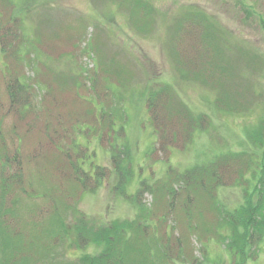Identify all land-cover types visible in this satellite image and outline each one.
<instances>
[{
	"label": "rangeland",
	"instance_id": "1",
	"mask_svg": "<svg viewBox=\"0 0 264 264\" xmlns=\"http://www.w3.org/2000/svg\"><path fill=\"white\" fill-rule=\"evenodd\" d=\"M0 2L4 3V7H0V19L3 18L4 29L0 32L9 29L16 34L14 40L19 39L14 42L10 36L2 38L5 49L8 53L22 46L19 54L23 56L16 66L17 69L11 67L15 58L6 55L11 64L7 65L1 50L3 46H0V99L2 113L5 115L4 129L9 137L14 135L16 138V132L21 136L30 133L26 126L19 129L15 127L17 122L14 114L6 113L9 104L2 75L10 69L21 71L20 77L18 76L20 83L33 81L40 89L46 85L47 78L54 86L60 87L59 91L63 92L59 96L64 99L79 100L74 92L75 87L79 86L83 97L80 100H90L94 115L99 116L103 112L101 103L93 100L95 95L109 111L116 104L118 107L122 104L127 115L126 120H123L125 117L120 118L123 121H116L115 124L116 127L122 124L125 131V136H116L115 141L121 148L129 150V155H123L121 164H125L131 157V173L122 182L112 164L110 140H107L111 137L105 136L106 140L102 143L95 136V130L87 132V136L78 137L79 142L90 147V153L95 151L92 159H87V169L91 168L90 162L93 161L94 165L111 166L114 171L100 187L84 192L79 199L71 202L78 208L79 214L66 212L70 229L77 218H84L95 227L111 225L115 220L136 218L142 207L127 195L134 194L144 179L149 183L164 180L170 168L182 172L196 164L211 163L223 154L243 151L252 158L254 164L246 179L250 180L249 191L255 189V184L264 174V139L262 144L252 143L250 139L260 123L264 127V0H148V11L136 7L137 0ZM193 9L207 12L222 27L223 34L222 31L216 32L218 38L214 41V30L210 35V31H197L193 26L195 16L190 12ZM5 13H9L8 16ZM12 16L19 18L17 25L13 22L10 24ZM201 39L202 44H208L209 50L210 43L215 42L219 46L218 55L224 64V70L221 74H213L225 84L223 89H226L227 104L232 107L230 111L225 110L226 107L221 110L216 104L219 88H211L200 79H185L178 70L174 47L177 46L188 61L194 55V50H197L195 44ZM27 40L28 45L25 44ZM30 47L36 51H30ZM214 51V47H211L210 52ZM190 66L192 67L191 64ZM162 85L172 86L176 95L194 115L206 114L210 120L209 126L198 129L192 142L184 149L172 147L170 151H162L157 148L158 135L149 117L146 99L149 91ZM34 88L37 92L34 100L40 102L44 90L36 86ZM80 106L82 107L78 104L79 110ZM106 114L101 124L103 129L108 127L105 124L108 118V113ZM90 123L97 128L96 121ZM24 136L22 149L27 156L35 154V146L38 147L37 134L32 132ZM17 143L13 139L5 140V145L10 148ZM121 153L125 154L123 150ZM31 170L30 177L34 174V168ZM53 173L55 176L52 179L58 180L61 174L54 166ZM33 182L32 177L30 183L34 184ZM78 189L77 187L74 191L72 199L77 195ZM41 190L44 194L58 195V189L53 185L45 184ZM244 190L243 186L220 187L218 193L224 208L232 209L240 204ZM179 196L178 203L185 198L183 194ZM19 197V212L24 221H30L31 217L33 221L37 220L35 212L26 211L29 206H34L33 202H40L41 199L34 200L21 194ZM167 197L165 194V197L162 196L156 201L153 195L146 193L142 202L155 211L152 217L165 215V221L158 224L157 228L162 236L166 229L172 232L171 256H178V239L181 238L182 249L189 259L185 264H193V261H196L194 264H231V251L226 248V242L213 236L208 239L204 228L207 225L206 219H190L179 204L169 209ZM205 216L210 218L207 212ZM40 219L45 220L43 227L48 230L49 221L45 217ZM197 224L200 226L198 235H201L199 236L202 241L208 243L207 252L203 251L201 240L193 231ZM30 227V224L26 225L32 231ZM40 228L42 227L36 229ZM68 244L66 242L61 247L60 253L69 259L79 258L84 251L94 254L100 251L95 244L84 249ZM46 245L47 241L42 246ZM256 249L255 247L254 250ZM180 258L175 259L177 264H184ZM164 263H168L167 258ZM235 264H264V240L253 255L243 258L242 262L237 260Z\"/></svg>",
	"mask_w": 264,
	"mask_h": 264
},
{
	"label": "trees",
	"instance_id": "2",
	"mask_svg": "<svg viewBox=\"0 0 264 264\" xmlns=\"http://www.w3.org/2000/svg\"><path fill=\"white\" fill-rule=\"evenodd\" d=\"M137 1L136 7L148 11L150 8L146 3L148 0ZM0 4V7H4V3L0 2ZM7 11L10 10L7 9ZM190 12L195 16V18L192 16L195 29L205 31V33L210 31L209 35L214 30L212 36L215 41L218 38L216 32H221L222 27L201 9H193ZM8 14L5 13V16ZM2 20L3 18L0 19V31L4 29ZM11 20L10 24L13 22L17 25L19 18L12 16ZM7 36H10L14 42H18L19 39L14 40L16 34L9 29L3 33L0 32L2 43L0 46H3L1 50L7 65L10 64V60L6 59V55L9 58H15L12 61L13 64L10 65L17 69L16 66L23 57L19 54L22 46L16 47V51L7 53L2 40ZM27 41L26 45L29 44V40ZM202 42L203 39L195 44L197 50H194V55L189 57L188 61L185 60L179 48L174 47L178 70L185 79H200L211 88H219L220 94L216 98V104L221 110L226 107L225 110L230 111L232 107L227 104L226 89H223L225 84L221 79L214 77V74H221L224 70V64L221 63L218 55L219 46L215 42L210 43V50L211 47L215 49L212 53L208 44H202ZM30 48V51H36ZM10 70L9 72L6 70L7 73L2 75L9 104L6 113L14 114L17 122L15 127L19 129L26 126L30 133L21 136L16 132V138L14 135L8 136V132L4 129L5 115L2 113L0 99V264H169V262L177 264L175 259L178 257H181L180 260L184 264L187 263L189 259L182 249L181 238L178 239L180 245L178 256L176 258L171 256L172 232L166 229L164 236L160 234L158 224L163 223L166 217L164 214L158 215L157 218L152 217L155 211L142 202L146 193L153 195L156 201L162 196L165 197L166 194L169 209L179 204L190 219H206L207 225H204V228L208 233V239L213 236L221 242H226V248L231 251L229 254L231 264H235L237 260L242 262L243 258L253 255V252L260 248L264 240V174L255 184V189L249 191L250 180L246 179V175L254 162L243 151L223 154L211 163L196 164L182 172H176L175 169L170 168L164 180L160 179L154 183H149L147 179H144L134 194L127 195L135 199L142 207L136 218L115 220L111 225L99 227L90 225L84 218H77L76 222L71 224V226L74 225L70 229L65 216L66 212L72 211L74 214H79L78 208L71 202L79 199L84 192L100 187L114 171L111 166L94 165L93 161L90 162L91 168L87 169V159H92L95 151L90 153V147L79 142L78 137L87 136V132L91 130H95V136H98L102 143L106 140L105 136L111 137L107 140H110L112 164L122 182L123 178H127L131 173V157L126 160L125 164H121L123 155H129V150L121 148L115 141L116 136H125L123 125L119 124L116 127L115 124L123 117H125L123 120L127 119L126 112L122 104L120 107L116 104L109 111L95 95L93 100L101 103L103 112L99 116L94 115L90 100L86 99L84 102L80 100L83 97L79 92V86L75 87L74 92L80 101L64 99L59 96L63 92L59 91L60 87L54 86L53 82L47 78L46 85L40 89L33 81L20 83L18 76L20 77L21 71ZM12 72L15 73L11 74ZM92 82L95 86V79ZM35 86L44 90L40 102L34 100L37 97ZM149 92L146 105L158 135L157 148L160 150L170 151L172 147L184 149L192 142L198 129H206L209 126L208 116L206 114L194 115L176 95L172 86L162 85ZM78 104L82 105L81 110L78 109ZM106 113H108V118L105 124L108 127L103 129L101 124ZM91 121H96L97 128L90 123ZM261 125L260 123L257 130L250 136L252 143H263L264 127ZM82 126H84L83 129ZM32 132L37 134L38 147L35 146V154L27 156L22 149V142L24 135L28 136ZM6 138L16 140L17 145L12 148L7 147ZM121 150L125 154H122ZM53 166L61 174L58 180L52 179L55 176ZM31 168H34V174L30 177ZM32 177L34 184L30 183ZM45 184L56 186L58 195L44 194L41 189ZM224 186L245 187L244 192L242 191L243 201L232 209L224 208L222 199L219 197V188ZM77 187L79 188L78 193L72 199ZM122 192L126 196L125 191ZM19 194L29 196L34 200L41 199L40 202H33L34 206H29L26 211L35 212L37 220L33 221L31 217L30 221H24L19 212L17 199ZM182 194L185 195L184 199L181 196L184 201L180 200L178 203L179 195ZM205 212L210 215L209 219L205 216ZM44 217L47 222L49 221L48 230L43 227L45 220L40 219ZM27 224L31 225L32 231L26 228ZM35 227L42 228L37 230ZM33 228L37 233L33 232ZM199 230V224L193 227L197 235ZM200 236L203 251L207 252L208 243L202 241ZM46 241L48 245L42 246ZM66 242L69 243L68 245H76L79 249L95 244L100 251L97 254L84 251L79 258L69 259L60 253L61 247ZM255 247L256 250H254ZM165 258L168 263H164ZM194 262L196 261H193V264Z\"/></svg>",
	"mask_w": 264,
	"mask_h": 264
}]
</instances>
